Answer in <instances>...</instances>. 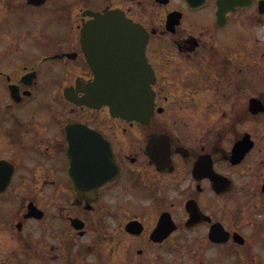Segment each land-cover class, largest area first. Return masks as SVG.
Returning <instances> with one entry per match:
<instances>
[{"label": "flooded vegetation", "instance_id": "obj_1", "mask_svg": "<svg viewBox=\"0 0 264 264\" xmlns=\"http://www.w3.org/2000/svg\"><path fill=\"white\" fill-rule=\"evenodd\" d=\"M110 11L147 32L140 121L84 102L122 63L81 41ZM34 248L28 264H264V0H0V264Z\"/></svg>", "mask_w": 264, "mask_h": 264}, {"label": "water", "instance_id": "obj_2", "mask_svg": "<svg viewBox=\"0 0 264 264\" xmlns=\"http://www.w3.org/2000/svg\"><path fill=\"white\" fill-rule=\"evenodd\" d=\"M115 18H123L122 16H114ZM119 22L116 23L117 27L114 31V34L117 35V39L121 38L120 40L123 41V38L126 40L131 35L137 34L138 31L135 29L134 26L128 24L126 22ZM128 36H127V35ZM134 38V37H133ZM128 39L124 43H136L140 41L138 39ZM97 40H106V39H83V43L87 44L88 47L90 45L91 52L94 51L93 46ZM116 40V39H110ZM128 53L127 50H123L121 52L116 53L117 56L125 57V54ZM119 57V58H120ZM106 85H114L116 88L112 90L102 89L99 91L100 99L103 102L109 103L112 106V110L115 114L118 115H132L133 117L139 118L143 116L146 108L141 105V100L144 98L143 92L133 89H126L124 86H128L129 84L132 85L131 81H128L126 76L120 75L117 73L114 76H104ZM97 89L91 90V99L97 96Z\"/></svg>", "mask_w": 264, "mask_h": 264}, {"label": "rangeland", "instance_id": "obj_3", "mask_svg": "<svg viewBox=\"0 0 264 264\" xmlns=\"http://www.w3.org/2000/svg\"><path fill=\"white\" fill-rule=\"evenodd\" d=\"M84 241L85 240H83V242ZM52 243H55V241H52ZM25 253L26 252L23 249L20 250V254H21L20 258L22 259V261H21L22 264H28L30 260L34 259V257H28L27 258ZM31 253H32L31 256L33 254H35L34 251H31ZM73 254H77V253L74 252ZM259 254H260L261 259H264V250H260ZM82 256L90 264H112V262L110 261V258H109L110 252L107 249H103L102 252L96 251V252L82 253ZM32 264H34V262ZM52 264H56V262L53 261Z\"/></svg>", "mask_w": 264, "mask_h": 264}]
</instances>
